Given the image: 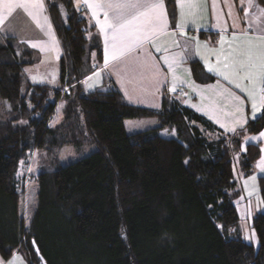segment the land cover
Returning a JSON list of instances; mask_svg holds the SVG:
<instances>
[{
    "label": "trees",
    "instance_id": "1",
    "mask_svg": "<svg viewBox=\"0 0 264 264\" xmlns=\"http://www.w3.org/2000/svg\"><path fill=\"white\" fill-rule=\"evenodd\" d=\"M164 3L173 25L176 0ZM46 8L62 50L58 84L71 91L55 127L59 89L29 84L22 92L23 69L38 56L0 37V100L8 105L0 112V264L20 250L28 264H40L32 243L46 264H264V209L251 219L255 246L237 231L236 208L237 174L247 178L260 158V145L244 141L264 129V106L228 134L176 98L148 110L115 88L84 92L102 61L100 39L73 0H48ZM192 66L196 81L214 79ZM144 117L158 126L126 131L125 121ZM91 145L83 159L38 172L37 206L25 220L19 170L27 155ZM258 187L264 207V176Z\"/></svg>",
    "mask_w": 264,
    "mask_h": 264
},
{
    "label": "crops",
    "instance_id": "2",
    "mask_svg": "<svg viewBox=\"0 0 264 264\" xmlns=\"http://www.w3.org/2000/svg\"><path fill=\"white\" fill-rule=\"evenodd\" d=\"M73 1L78 7L77 0ZM7 2L9 0H0V35L15 39L37 52L38 55L52 53L60 55V44L44 0H40L44 5L43 11L38 12L35 19L24 9H15L9 15L5 8ZM148 2H155V0H148ZM161 2L167 15V27L150 33L149 39L143 43L142 47L134 48L116 61L111 59L114 41L111 38V30H108L107 66H105V36L100 34L96 24L97 19L101 23L104 22V11H98L96 18L93 19L92 11L81 3L79 11L92 28V33L98 35L102 46V61L82 83L84 92L110 91L115 88L125 102L148 110H160L164 97L176 98L183 106L206 118L228 134L258 119L263 109L259 98L260 81L257 80L253 85L243 79L242 73L233 75L232 70L225 67V57L232 48L245 45L249 40L255 46H264V40L258 39L261 32L257 24H250L249 18L245 17L242 10L248 7L247 0L243 2L242 0H195L198 7H185L183 17L176 0V19L173 25L164 0ZM191 2L193 0H185L186 4ZM253 3L264 8L260 0H253ZM29 11L36 12V9L29 7ZM256 11L255 7L251 9L252 13ZM177 24L180 26L177 27ZM222 36L223 42H221ZM234 36L235 40H233ZM194 61L202 66L206 75L214 79L207 83L196 81L192 66ZM169 63L172 64L171 71L168 67ZM209 68L212 71H209ZM225 75L229 78L225 79ZM237 83L240 87H236ZM243 88L256 90L255 118H253L252 100L245 91L241 90ZM178 92H181L180 95H175ZM233 97H239V101L234 100ZM237 103H240L242 109L240 112L236 111ZM134 120H144L153 124V128L158 126V121L154 117ZM133 122V120L124 122L129 134L137 133L135 132L137 130H131L134 132L128 130ZM262 132L264 129L256 134H249L244 141V146L260 145V158L254 164L252 173L247 178L241 179L238 184L243 194L239 205H242L243 210L250 212V217L261 213L264 209L258 187V179L264 176V151H262L264 136L260 135ZM247 181L250 184L248 187L243 183ZM239 205L236 203L237 212L241 218ZM241 223L242 218L240 225ZM14 258H16L15 264H28L25 256L20 252H15L4 264H9Z\"/></svg>",
    "mask_w": 264,
    "mask_h": 264
},
{
    "label": "snow or ice",
    "instance_id": "3",
    "mask_svg": "<svg viewBox=\"0 0 264 264\" xmlns=\"http://www.w3.org/2000/svg\"><path fill=\"white\" fill-rule=\"evenodd\" d=\"M243 2V0H242ZM81 3L85 4L92 11V18L95 19L98 11H104V22L96 20L99 27L100 34L105 36V66L108 64L107 46H108V30H111V38L113 43V54L111 59L113 61L119 60L132 51L134 48L142 47L143 43L149 39V34L160 31L167 27V15L164 11V5L161 0L149 3L148 0H77L78 9ZM181 8V15L184 16L185 7L196 8L198 7L195 0L191 3H185V0H177ZM248 7L242 10L245 17L249 18L250 24H257L261 35L258 39L264 40V8H260L253 3V0H247ZM29 7L36 9V12L29 11ZM255 7L257 11L251 12ZM5 8L9 15L15 9H24L30 16L35 19L38 12L43 11L44 5L40 0H9L5 4ZM191 14V13H190ZM47 19V18H45ZM39 26V25H38ZM180 25L177 24V27ZM226 31V29H223ZM223 36L221 42H223ZM236 37H233L235 40ZM35 47V45H33ZM167 62V61H166ZM169 70H172V64H168ZM225 67L232 70L233 75L243 74V79L251 84H255L257 80L261 83L259 89V98L261 106H264V46H255L249 40L245 45L232 48L229 54L225 57ZM209 71H212L209 68ZM225 79L229 77L225 75ZM35 79V78H34ZM232 82L231 80L229 81ZM236 87H240L237 83ZM175 90V89H171ZM245 91L249 99L252 100L253 118H255V111L257 110L256 103V90L241 89ZM234 100L239 101V97H233ZM236 111H242L240 103L235 105ZM264 136V132L260 133ZM264 151V149H262ZM15 259L10 261L9 264H15Z\"/></svg>",
    "mask_w": 264,
    "mask_h": 264
},
{
    "label": "rangeland",
    "instance_id": "4",
    "mask_svg": "<svg viewBox=\"0 0 264 264\" xmlns=\"http://www.w3.org/2000/svg\"><path fill=\"white\" fill-rule=\"evenodd\" d=\"M47 1L48 0H44L45 4ZM75 7L77 10H79L76 5ZM62 11L64 13L63 15L65 16V10L63 8H62ZM48 16L50 18L49 14ZM0 37L5 38L1 35ZM60 51H61V53H59L60 55H57L54 53L46 54V55H38L36 52V55L38 56V61L34 65L25 66L23 69V73H22L23 75L22 92L25 91L27 85L29 84L30 85H48V86L59 89V100L55 102V98L54 97L51 98V102H55L53 116L51 117L50 123H49L51 127H55L57 124L61 122L62 109L66 103L65 97L69 96L71 93L69 87L66 84V81L64 82V84H61V85L58 84L59 75H60V61L62 58L61 48H60ZM98 67L99 66H97L95 70ZM58 85L61 87L59 88ZM175 95H180V94H175ZM6 109H8V105L4 101L0 100V112ZM133 121L134 122L132 126L128 127V128L130 127L132 128V129L131 128L128 129L129 132H134L131 130H137L135 132H138L140 130H148L150 128H153L152 126H154L153 124L147 123L144 120H133ZM161 135L163 137L172 136V135H169L167 131H162ZM94 150L95 148L92 145L81 148V149H77V148L70 146V147H63L62 149L56 151L55 153H50L48 151H42V149H37L36 152L33 151L31 154L29 153L27 155L26 163L22 161L21 162L22 164L20 165V170H19L20 174L24 175L25 180H26V182H24V190L20 195V207L22 210V215L24 216L25 220L28 221L31 218L37 206L38 186H37V183L35 182V176L38 174V172L42 170H54L57 164L59 166H67L71 163H75L83 159L84 157L88 156ZM237 175H238L237 178H238V184H239L241 179L239 177L240 176L239 173ZM243 183L247 187L250 186L248 181L243 182ZM240 193L241 194L239 195V199L236 202L238 203V205L243 195L242 191ZM238 207H239L238 208L239 213L242 218V223L241 225L239 223V227L237 228V231H239L240 236L244 240L256 246L257 239L253 235V231L251 229L252 217H250V212L245 209L243 210V207L241 204ZM19 252L23 254L21 250ZM1 264H4V263H1Z\"/></svg>",
    "mask_w": 264,
    "mask_h": 264
},
{
    "label": "water",
    "instance_id": "5",
    "mask_svg": "<svg viewBox=\"0 0 264 264\" xmlns=\"http://www.w3.org/2000/svg\"><path fill=\"white\" fill-rule=\"evenodd\" d=\"M32 246L34 248V251L36 253V256L38 258V260L40 261L41 264H46L45 261L43 260V258L41 257L39 251H38V248L36 247V245L34 243H32Z\"/></svg>",
    "mask_w": 264,
    "mask_h": 264
},
{
    "label": "built area",
    "instance_id": "6",
    "mask_svg": "<svg viewBox=\"0 0 264 264\" xmlns=\"http://www.w3.org/2000/svg\"><path fill=\"white\" fill-rule=\"evenodd\" d=\"M177 94H180V92H178Z\"/></svg>",
    "mask_w": 264,
    "mask_h": 264
}]
</instances>
